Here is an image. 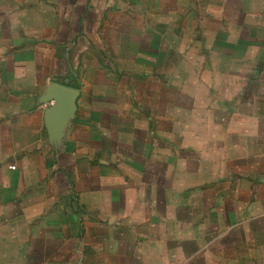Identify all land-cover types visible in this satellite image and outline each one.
Returning a JSON list of instances; mask_svg holds the SVG:
<instances>
[{"label":"crops","instance_id":"crops-1","mask_svg":"<svg viewBox=\"0 0 264 264\" xmlns=\"http://www.w3.org/2000/svg\"><path fill=\"white\" fill-rule=\"evenodd\" d=\"M0 264H264V0H0Z\"/></svg>","mask_w":264,"mask_h":264},{"label":"water","instance_id":"water-1","mask_svg":"<svg viewBox=\"0 0 264 264\" xmlns=\"http://www.w3.org/2000/svg\"><path fill=\"white\" fill-rule=\"evenodd\" d=\"M55 87L57 88V91L60 92V94H57V96H55L56 100L58 101L57 104L54 106L53 102H51L52 103L51 106H54L55 108H57L59 106H63L61 104V101H64V99L62 100V97L67 94L68 96H70V98L67 99V101L70 100V102L68 103V106H65L66 111H68L71 108V106L73 105L71 100H73V97L76 96V94H77L76 90L69 88V87L62 86V85H55ZM49 99L51 100V98H49Z\"/></svg>","mask_w":264,"mask_h":264},{"label":"built area","instance_id":"built-area-1","mask_svg":"<svg viewBox=\"0 0 264 264\" xmlns=\"http://www.w3.org/2000/svg\"><path fill=\"white\" fill-rule=\"evenodd\" d=\"M12 168H15V166H12Z\"/></svg>","mask_w":264,"mask_h":264}]
</instances>
